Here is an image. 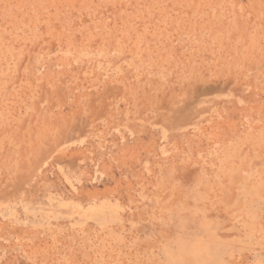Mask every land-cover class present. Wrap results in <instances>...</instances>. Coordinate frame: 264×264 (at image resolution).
<instances>
[{
	"label": "rangeland",
	"instance_id": "374dc122",
	"mask_svg": "<svg viewBox=\"0 0 264 264\" xmlns=\"http://www.w3.org/2000/svg\"><path fill=\"white\" fill-rule=\"evenodd\" d=\"M0 264H264V0H0Z\"/></svg>",
	"mask_w": 264,
	"mask_h": 264
}]
</instances>
